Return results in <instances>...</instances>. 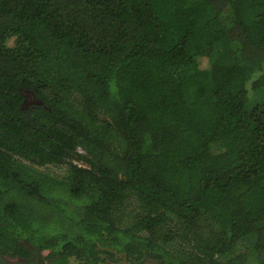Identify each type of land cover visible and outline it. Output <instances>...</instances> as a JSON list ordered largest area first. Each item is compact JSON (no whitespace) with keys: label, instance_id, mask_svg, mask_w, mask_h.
<instances>
[{"label":"trees","instance_id":"trees-1","mask_svg":"<svg viewBox=\"0 0 264 264\" xmlns=\"http://www.w3.org/2000/svg\"><path fill=\"white\" fill-rule=\"evenodd\" d=\"M249 89L264 0H0V264H264Z\"/></svg>","mask_w":264,"mask_h":264},{"label":"rangeland","instance_id":"rangeland-1","mask_svg":"<svg viewBox=\"0 0 264 264\" xmlns=\"http://www.w3.org/2000/svg\"><path fill=\"white\" fill-rule=\"evenodd\" d=\"M263 101H264V89L262 90L249 89L248 102H247L248 108H251L255 104ZM65 168H66L65 166H55V165H46V166L38 167V169L43 171L44 173L51 174L57 178H62L66 175ZM4 261L7 263H16L22 260L16 257L15 258L4 257ZM145 264H152V260L145 261Z\"/></svg>","mask_w":264,"mask_h":264}]
</instances>
